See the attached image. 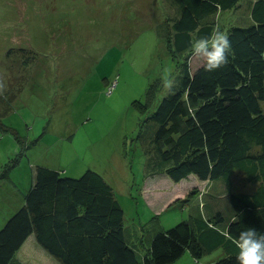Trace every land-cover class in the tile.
<instances>
[{"label":"rangeland","instance_id":"obj_1","mask_svg":"<svg viewBox=\"0 0 264 264\" xmlns=\"http://www.w3.org/2000/svg\"><path fill=\"white\" fill-rule=\"evenodd\" d=\"M250 2L239 0L236 8L219 11L210 18L214 28L250 24ZM174 12L170 0H0V95L9 83L19 88L0 116V228L21 207L37 165L71 177L86 169L100 173L138 244L157 227L186 219L201 201L205 211L212 209L211 195L201 196L210 183L194 175L173 182L162 173L146 174L151 120L133 102L145 104L155 85L156 103L168 92L162 77L180 74L183 57L174 56L166 42L165 20ZM15 45L36 52L28 68L16 54L11 60L5 56ZM189 57L190 50L193 71L200 63ZM17 67L27 68L22 79L13 76ZM242 178L236 173L233 183L244 188ZM217 187L223 194L221 184ZM31 247L28 243L24 252L35 253L31 264L42 262ZM221 256L219 248L195 259L186 249L172 264H209Z\"/></svg>","mask_w":264,"mask_h":264},{"label":"trees","instance_id":"obj_2","mask_svg":"<svg viewBox=\"0 0 264 264\" xmlns=\"http://www.w3.org/2000/svg\"><path fill=\"white\" fill-rule=\"evenodd\" d=\"M238 1L170 0L175 12L165 20L166 42L174 56L183 57L177 83L156 103L155 85L145 104L133 102L151 120V137L144 142L146 174L162 173L173 182L194 175L210 183L201 196L211 195L212 209L205 211L201 201L186 219L156 228L138 244L100 173L86 169L71 177L37 165L21 207L0 228V264H23L16 253L30 235L59 264H172L186 249L198 259L219 248L222 256L209 264H238L232 238L248 227L264 233V0H251L250 24L225 29L232 45L226 66L191 71L187 63L190 42L210 34L215 26L210 18L236 8ZM34 53L15 45L5 56L11 60L16 54L28 68ZM27 68L17 67L13 76L22 79ZM10 87L0 95V116L19 90ZM236 173L247 189L233 183ZM219 184L223 194L216 193ZM223 199L228 203L221 206Z\"/></svg>","mask_w":264,"mask_h":264},{"label":"clouds","instance_id":"obj_3","mask_svg":"<svg viewBox=\"0 0 264 264\" xmlns=\"http://www.w3.org/2000/svg\"><path fill=\"white\" fill-rule=\"evenodd\" d=\"M231 51L229 34L216 27L210 34L190 42L189 58L197 60L204 71L214 72L230 62ZM176 83L171 74L162 77V84L169 92L174 89ZM2 88L3 85L0 84V89ZM232 242L238 249V264H264V233L248 227L233 237Z\"/></svg>","mask_w":264,"mask_h":264},{"label":"crops","instance_id":"obj_4","mask_svg":"<svg viewBox=\"0 0 264 264\" xmlns=\"http://www.w3.org/2000/svg\"><path fill=\"white\" fill-rule=\"evenodd\" d=\"M157 228H159V227H157ZM160 228H162V227H160ZM29 237H31V235L28 236V238L25 240V242L23 243L21 248L16 253V256H17L18 260H20V262H22L23 264H31L32 259L35 258V253H31L30 251L28 253H24L25 247H27V244L30 243L32 246L31 248H33L35 250V252L40 253V254H38L39 257L42 256L43 261L38 262V264H59L55 259H53V258L49 259L47 254L43 250H41L40 248H37L34 244H32V241L29 240L30 239ZM46 259L48 260V262L45 261Z\"/></svg>","mask_w":264,"mask_h":264}]
</instances>
